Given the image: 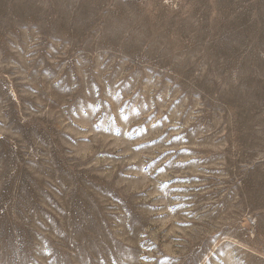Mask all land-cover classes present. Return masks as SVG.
Segmentation results:
<instances>
[{
    "label": "rangeland",
    "instance_id": "374dc122",
    "mask_svg": "<svg viewBox=\"0 0 264 264\" xmlns=\"http://www.w3.org/2000/svg\"><path fill=\"white\" fill-rule=\"evenodd\" d=\"M0 264H264V0H0Z\"/></svg>",
    "mask_w": 264,
    "mask_h": 264
}]
</instances>
